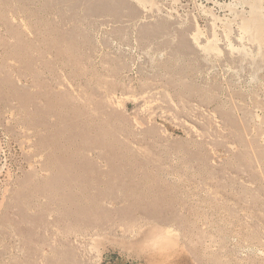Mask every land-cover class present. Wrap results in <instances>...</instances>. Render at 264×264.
Listing matches in <instances>:
<instances>
[{
	"label": "rangeland",
	"instance_id": "rangeland-1",
	"mask_svg": "<svg viewBox=\"0 0 264 264\" xmlns=\"http://www.w3.org/2000/svg\"><path fill=\"white\" fill-rule=\"evenodd\" d=\"M0 264H264V0H0Z\"/></svg>",
	"mask_w": 264,
	"mask_h": 264
},
{
	"label": "bare ground",
	"instance_id": "bare-ground-1",
	"mask_svg": "<svg viewBox=\"0 0 264 264\" xmlns=\"http://www.w3.org/2000/svg\"><path fill=\"white\" fill-rule=\"evenodd\" d=\"M248 8V7H247ZM255 10V9H254ZM247 11V10H246ZM251 12V11H250ZM252 14H253V12H252Z\"/></svg>",
	"mask_w": 264,
	"mask_h": 264
}]
</instances>
